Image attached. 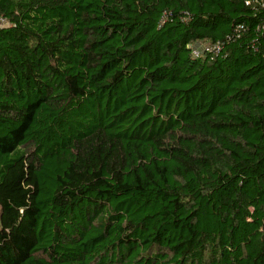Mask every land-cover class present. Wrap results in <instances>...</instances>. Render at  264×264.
<instances>
[{"label":"trees","instance_id":"16d2710c","mask_svg":"<svg viewBox=\"0 0 264 264\" xmlns=\"http://www.w3.org/2000/svg\"><path fill=\"white\" fill-rule=\"evenodd\" d=\"M0 264H264V0H0Z\"/></svg>","mask_w":264,"mask_h":264},{"label":"built area","instance_id":"2783aa9c","mask_svg":"<svg viewBox=\"0 0 264 264\" xmlns=\"http://www.w3.org/2000/svg\"><path fill=\"white\" fill-rule=\"evenodd\" d=\"M204 51L208 52V51H210V49L209 48H199V49H195V52H193V55L194 56H198L199 53H202Z\"/></svg>","mask_w":264,"mask_h":264}]
</instances>
